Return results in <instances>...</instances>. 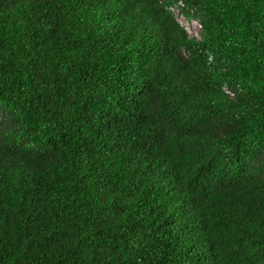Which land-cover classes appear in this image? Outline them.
<instances>
[{
  "label": "trees",
  "instance_id": "trees-1",
  "mask_svg": "<svg viewBox=\"0 0 264 264\" xmlns=\"http://www.w3.org/2000/svg\"><path fill=\"white\" fill-rule=\"evenodd\" d=\"M0 264H264V0H0Z\"/></svg>",
  "mask_w": 264,
  "mask_h": 264
},
{
  "label": "rangeland",
  "instance_id": "rangeland-1",
  "mask_svg": "<svg viewBox=\"0 0 264 264\" xmlns=\"http://www.w3.org/2000/svg\"><path fill=\"white\" fill-rule=\"evenodd\" d=\"M177 16H178V20L185 27V29L187 30L188 33L197 34L198 24L196 22L188 21L183 16H181L179 14Z\"/></svg>",
  "mask_w": 264,
  "mask_h": 264
}]
</instances>
